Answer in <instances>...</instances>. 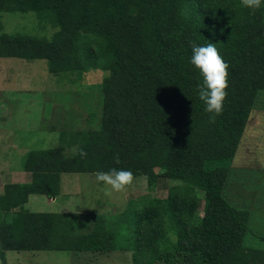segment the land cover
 <instances>
[{
    "label": "trees",
    "instance_id": "obj_1",
    "mask_svg": "<svg viewBox=\"0 0 264 264\" xmlns=\"http://www.w3.org/2000/svg\"><path fill=\"white\" fill-rule=\"evenodd\" d=\"M30 11L57 30L51 38L0 33V58L45 60L50 74L77 81L90 71L108 75L97 86L99 128L63 131L60 145L31 150L23 166L29 181L3 186L0 259L7 251L115 250L116 232L103 216L78 233L75 214L24 205L32 194L56 197L62 173L116 168L145 176L149 188L159 178L177 182L166 198L130 200L117 216L132 234L123 248L132 264H264V247L244 244L253 235L249 210L224 194L253 103L264 92V0L255 11L240 0H0V16ZM193 41L214 43L229 65L215 123L198 97ZM72 135L85 158L66 152Z\"/></svg>",
    "mask_w": 264,
    "mask_h": 264
},
{
    "label": "rangeland",
    "instance_id": "obj_2",
    "mask_svg": "<svg viewBox=\"0 0 264 264\" xmlns=\"http://www.w3.org/2000/svg\"><path fill=\"white\" fill-rule=\"evenodd\" d=\"M56 30L31 11L4 12L0 16V33L51 38ZM107 75L108 72L101 70L90 71L77 81L66 73L50 74L45 60L0 58V190L7 183L29 181L23 166L31 150L60 145L63 131L70 134L99 128L102 93L98 88ZM73 136L67 138V153L76 147ZM95 174L62 173L54 203L48 202L45 195L32 194L24 207L32 212L71 210L78 233L91 230L95 215L103 216L109 224L107 227L116 232L115 250L80 255L64 251H7L0 264H132L130 251L123 249L132 234L125 224L118 225L117 216L130 200L142 204L148 198H166L169 187L177 182L159 178L149 188L147 178L140 175L124 191L106 196V186L96 182ZM197 193L202 194L199 190ZM224 194L232 205L250 212L249 228L253 235L247 234L244 244L263 248L264 92L253 103L230 165ZM202 209L203 201H200L199 218Z\"/></svg>",
    "mask_w": 264,
    "mask_h": 264
},
{
    "label": "clouds",
    "instance_id": "obj_3",
    "mask_svg": "<svg viewBox=\"0 0 264 264\" xmlns=\"http://www.w3.org/2000/svg\"><path fill=\"white\" fill-rule=\"evenodd\" d=\"M244 8L255 11L259 9L262 0H240ZM192 55L190 63L199 71L202 84L198 87V97L204 103L205 112L209 113V122L215 123L216 117L223 111V102L227 96L228 68L214 43L198 46L194 41L191 44ZM72 155H79L81 159L87 156L82 147H74ZM119 163V157L115 158ZM97 183L105 185V195L111 196L113 192H122L133 183L134 175L125 169L112 168L108 171H99L95 174ZM71 211V210H70Z\"/></svg>",
    "mask_w": 264,
    "mask_h": 264
},
{
    "label": "crops",
    "instance_id": "obj_4",
    "mask_svg": "<svg viewBox=\"0 0 264 264\" xmlns=\"http://www.w3.org/2000/svg\"><path fill=\"white\" fill-rule=\"evenodd\" d=\"M12 182V181H11ZM3 189V187H2ZM2 189L0 190V193L2 192ZM58 196V195H57ZM30 198V197H29ZM29 198H28V201H29ZM48 198V197H47ZM57 200V197H53V198H48V202H52L54 203L55 201ZM32 212V211H30ZM50 213H65V214H68V213H71V211H68L67 209H64L62 212H50Z\"/></svg>",
    "mask_w": 264,
    "mask_h": 264
}]
</instances>
